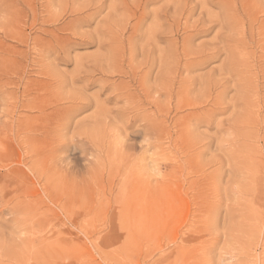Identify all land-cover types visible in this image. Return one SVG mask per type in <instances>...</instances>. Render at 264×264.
Here are the masks:
<instances>
[{
  "label": "rangeland",
  "instance_id": "1",
  "mask_svg": "<svg viewBox=\"0 0 264 264\" xmlns=\"http://www.w3.org/2000/svg\"><path fill=\"white\" fill-rule=\"evenodd\" d=\"M0 264H264V0H0Z\"/></svg>",
  "mask_w": 264,
  "mask_h": 264
},
{
  "label": "bare ground",
  "instance_id": "2",
  "mask_svg": "<svg viewBox=\"0 0 264 264\" xmlns=\"http://www.w3.org/2000/svg\"><path fill=\"white\" fill-rule=\"evenodd\" d=\"M187 40V39H186ZM199 63V62H198ZM27 126V125H26ZM25 127V126H24ZM42 157V156H41ZM45 160V159H44ZM45 163V162H44ZM50 165V164H49ZM62 174V173H61ZM67 174V173H66ZM65 175V174H64ZM62 176V175H61ZM61 178H63V176L61 177ZM64 179V178H63ZM67 181V179L66 180H63V182L65 183ZM74 183V182H73ZM64 185V184H63ZM73 187V186H72ZM80 188V187H79ZM16 195V194H15ZM13 196V195H12ZM51 241V240H50Z\"/></svg>",
  "mask_w": 264,
  "mask_h": 264
}]
</instances>
